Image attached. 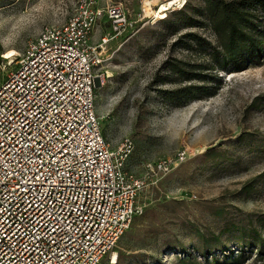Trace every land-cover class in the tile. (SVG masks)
I'll list each match as a JSON object with an SVG mask.
<instances>
[{
  "label": "rangeland",
  "instance_id": "1",
  "mask_svg": "<svg viewBox=\"0 0 264 264\" xmlns=\"http://www.w3.org/2000/svg\"><path fill=\"white\" fill-rule=\"evenodd\" d=\"M85 1L0 0V82L29 41ZM93 1L101 14L91 42L101 45L102 58L95 112L112 151L131 142L124 166L145 181L142 214L99 264H264V61L218 71L222 82L207 84L211 96L185 100V86L199 83L168 69L197 74L194 67L210 61L183 38L191 32L215 45L201 0L175 1L163 13L159 6L169 0ZM111 6L123 12L120 33ZM191 20L198 27L185 25ZM8 51L16 52L14 64L4 58ZM173 93L179 101L168 100ZM164 161L166 175L155 170Z\"/></svg>",
  "mask_w": 264,
  "mask_h": 264
},
{
  "label": "built area",
  "instance_id": "2",
  "mask_svg": "<svg viewBox=\"0 0 264 264\" xmlns=\"http://www.w3.org/2000/svg\"><path fill=\"white\" fill-rule=\"evenodd\" d=\"M100 14L87 0L44 28L0 82V264H99L142 214L131 142L112 151L95 112ZM108 15L120 33L123 12Z\"/></svg>",
  "mask_w": 264,
  "mask_h": 264
},
{
  "label": "trees",
  "instance_id": "3",
  "mask_svg": "<svg viewBox=\"0 0 264 264\" xmlns=\"http://www.w3.org/2000/svg\"><path fill=\"white\" fill-rule=\"evenodd\" d=\"M203 14L213 33L215 45L203 40L194 33H186L187 38L209 56V63L196 66L200 73L189 69L182 70L176 64H171L169 71L184 77V81L196 80L198 85L185 86L186 99H201L211 96L213 90L207 85L211 81L220 84L218 71L228 70L241 72L248 66L264 61V0H201ZM184 6V5H183ZM182 6V7H183ZM183 12L180 11L178 15ZM167 18V16H166ZM160 21H165V19ZM194 21H186L187 27H198ZM200 25V24H199ZM191 48L190 43L186 49ZM193 70V69H192ZM203 70L209 74H203ZM180 97L173 93L169 101H179ZM117 259V257H116Z\"/></svg>",
  "mask_w": 264,
  "mask_h": 264
},
{
  "label": "bare ground",
  "instance_id": "4",
  "mask_svg": "<svg viewBox=\"0 0 264 264\" xmlns=\"http://www.w3.org/2000/svg\"><path fill=\"white\" fill-rule=\"evenodd\" d=\"M178 0H169L159 6V12L158 13H163L165 11H168V9L171 8L172 4ZM150 12V11H149ZM157 14V13H156ZM16 55L15 51H8L5 55L4 58L10 61V64L13 63V58Z\"/></svg>",
  "mask_w": 264,
  "mask_h": 264
},
{
  "label": "water",
  "instance_id": "5",
  "mask_svg": "<svg viewBox=\"0 0 264 264\" xmlns=\"http://www.w3.org/2000/svg\"><path fill=\"white\" fill-rule=\"evenodd\" d=\"M97 83H98V80H95V84H94L95 88H96V86H97Z\"/></svg>",
  "mask_w": 264,
  "mask_h": 264
}]
</instances>
